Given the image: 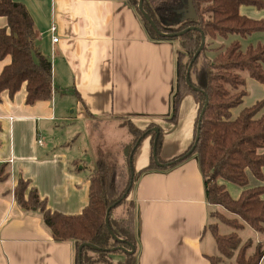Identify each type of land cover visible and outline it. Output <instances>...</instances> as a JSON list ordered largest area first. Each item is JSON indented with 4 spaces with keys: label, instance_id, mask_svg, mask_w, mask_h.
<instances>
[{
    "label": "crops",
    "instance_id": "obj_1",
    "mask_svg": "<svg viewBox=\"0 0 264 264\" xmlns=\"http://www.w3.org/2000/svg\"><path fill=\"white\" fill-rule=\"evenodd\" d=\"M18 1L33 19L41 52L51 60L53 89L49 99L33 104L25 103L24 85L12 97L1 92L0 173L6 176L0 178V264H75V241H55L39 210L16 202L18 180H29L51 210L77 214L88 202L89 175L99 155L118 153L124 163L123 146L132 139L125 120L139 128L159 126L160 158L168 160L191 143L198 105L186 94L176 122L167 119L181 47L175 38L150 37L127 0ZM239 13L264 21V7L240 5ZM5 24L0 16V27ZM233 39L245 48L264 42V31L217 37L213 45ZM9 61V55L0 60V71ZM246 89L241 106L264 99L262 83L249 77ZM111 125L124 126L128 141L107 139ZM81 134L83 144L91 148L90 159L83 154V144L76 142ZM151 150L146 136L133 155L135 172L148 165ZM260 151L264 153V147ZM89 162L91 169L84 170ZM246 174L247 188L264 184V168L261 180L249 170ZM219 182L233 199L243 190L232 182ZM128 199L134 208L136 264H212L210 258L219 255L210 225L216 221L212 214L225 210L207 202L195 155L170 168L137 174ZM122 211L113 216L121 217ZM216 222L218 230L225 225ZM232 260L222 258L217 264Z\"/></svg>",
    "mask_w": 264,
    "mask_h": 264
},
{
    "label": "trees",
    "instance_id": "obj_2",
    "mask_svg": "<svg viewBox=\"0 0 264 264\" xmlns=\"http://www.w3.org/2000/svg\"><path fill=\"white\" fill-rule=\"evenodd\" d=\"M127 1L139 13L150 37L175 38L181 47L177 52L172 112L167 119L176 122L182 97L192 95L198 108L191 143L184 152L162 160V129L156 126L158 131L155 132L151 130L154 125L139 128L125 120L124 125L132 139L123 146L124 163L119 168L113 161L99 155L89 175L88 202L79 213L64 214L51 210L29 180L22 178L14 189L16 202L27 210H39L55 241H75V264H136L134 208L128 199L134 177L147 170L173 167L193 154L203 177L207 202L223 207L231 215L215 211L212 214L215 220L235 230L246 223L256 232L264 233V184L246 187V170L258 180L263 177L264 153L260 150L264 147V99L251 106H241L247 93V78L264 85V42L248 44L245 48L238 39L224 45H213L217 37L226 38L229 34L246 36L264 31V21L239 13L240 5L262 8L264 0H191L197 17L168 25L162 23L160 17L169 16L173 9H186L188 0H142V8L156 28L172 35L158 34L140 13L138 0ZM0 16L6 19V24L0 27V60L10 56L9 63L0 71V99L2 91L6 90L12 97L22 85L26 92L25 103L49 99L53 89L51 60L38 46L37 32L29 11L21 1L0 0ZM183 30V33L176 34ZM201 33L205 36V44L193 58L200 45ZM208 49L216 50V54L207 57L205 52ZM186 54L188 59L185 63L182 58ZM190 62L189 80L197 90L186 82ZM196 135L198 140L194 145ZM146 136L150 137L155 157L162 165L154 162L151 150L148 165L135 172L133 155ZM5 176L0 173V178ZM119 176L125 177L121 185H118ZM221 179L243 187L237 199L229 195L225 185L219 182ZM118 207L123 210L119 218L113 216ZM108 208L109 229L105 223ZM216 221L210 228L219 255L210 258L212 264H217L222 258H234L237 264H258L264 254V244L258 241L253 252L245 256L250 242H242L236 231L219 233ZM81 243H90L98 249L88 246L78 249ZM116 246L127 250L133 246L134 251L111 250Z\"/></svg>",
    "mask_w": 264,
    "mask_h": 264
},
{
    "label": "rangeland",
    "instance_id": "obj_3",
    "mask_svg": "<svg viewBox=\"0 0 264 264\" xmlns=\"http://www.w3.org/2000/svg\"><path fill=\"white\" fill-rule=\"evenodd\" d=\"M185 9L182 10V9H173V12L172 14H170L169 16H162L160 17V21L164 24H176L178 21L184 19L185 17ZM215 45V44H214ZM216 46V45H215ZM180 49V48H179ZM222 49V48H221ZM216 54V50H213L212 52H209V49L205 52V55L207 57H213L214 55ZM188 59V55H184L183 58H182V62H185L187 61ZM184 64V63H183ZM189 65V64H188ZM135 124V123H133ZM112 127H110L108 130L110 131L111 134L109 135H106V138L108 139L109 137H113L114 139L115 138H119L121 139L122 141H128V139L130 138V135L129 133L127 132L126 128L124 126H120V127H116V125H111ZM119 128V129H117ZM108 130L106 131V133H109ZM95 138H99L100 139V136L97 135V133H95ZM83 138H84V135L81 134V136H78L76 138V142H78L79 144H83ZM90 142V141H89ZM88 142V143H89ZM83 147L86 148L85 152H83L84 155H86V158L88 157V159H90L91 157H93V154H92V151H91V148L89 146H87V144H83ZM123 153V151H122ZM82 156V157H85V156ZM103 155V154H102ZM103 157L113 161L118 167L120 166L121 167V160L119 158V154L118 153H114V152H111L109 154L105 153L103 155ZM86 167L84 166V170H89L91 169L92 165L91 163L89 162L88 164L86 163L85 164ZM81 166V164L78 165V167ZM119 167V168H120ZM125 180V177H120L118 178V185H121L122 182ZM216 212H219V211H216ZM224 211L223 213L224 214H228V212ZM113 213H116V214H120L121 213V209L120 207L116 208ZM227 216V215H226ZM248 225H246V227L242 228L241 230H235L238 235L240 236L242 242L244 241H249L250 242V245L247 247L246 251H245V256L246 255H249L253 252L254 250V246L256 245V243L259 241V242H262L264 244V233H259V232H255L253 229L247 227ZM234 230L233 228L227 226L226 224L225 225H222L220 228H219V232L220 233H223V232H228V231H232ZM210 230H208L209 232ZM226 261H230V260H226ZM229 264V263H228ZM231 264H237L235 262V260H232ZM248 264V263H246ZM258 264H264V258L262 257L261 260L259 261Z\"/></svg>",
    "mask_w": 264,
    "mask_h": 264
},
{
    "label": "water",
    "instance_id": "obj_4",
    "mask_svg": "<svg viewBox=\"0 0 264 264\" xmlns=\"http://www.w3.org/2000/svg\"><path fill=\"white\" fill-rule=\"evenodd\" d=\"M138 8H139V11H140V13L142 14V16H143V17L149 22V24L151 25V27H152V28H153L158 34H160V35H172V34H167V33L160 32V31L156 28L155 23L151 20V18L147 15V13H146V12L143 10V8H142V0H138ZM185 13H186V14H185L184 19H186V18H196V17H197L196 12H195V9H194V6H193V3H192L191 0H188V7L186 8ZM190 28H191V27H190ZM184 31H185V30H183V31L180 32V33H176V34H177V35H178V34H181V33H183ZM204 44H205V36H204L203 33H201V41H200V45H199L198 49L196 50V52L194 53L193 58H196V57H197V55L199 54V52H200L201 49L203 48ZM190 67H191V62L189 63V65H188V67H187V72H186V82H187V84H188L189 87H191L192 89L197 90V88H196L195 86H193V85L191 84L190 80H189V70H190ZM203 111H204V108L202 109L200 115H202ZM151 130H152V131H155V132L158 131L157 127L151 128ZM197 140H198V135L195 136V139H194V145L196 144ZM190 151H191V150H190ZM190 151H189V152H190ZM152 154H153V156H154V162H155L156 164H159L157 158L155 157L154 149H153V151H152ZM109 210H110V208H108V209L106 210V214H105V223H106V226H107L108 229H109V227H108ZM111 235H112L115 239H117L112 233H111ZM117 240H119V239H117ZM82 246H88V247H90V248H92V249H98L96 246H94V245H92V244H90V243H81V244L79 245L78 249H80ZM114 249H121V250H123V251H125V252H129V253H131V252L134 251V247H133V246H131V249H130V250H127V249H125V248H123V247H120V246H116V247H112V248H111V250H114Z\"/></svg>",
    "mask_w": 264,
    "mask_h": 264
},
{
    "label": "built area",
    "instance_id": "obj_5",
    "mask_svg": "<svg viewBox=\"0 0 264 264\" xmlns=\"http://www.w3.org/2000/svg\"><path fill=\"white\" fill-rule=\"evenodd\" d=\"M54 29H55V27L52 26V27H51V30H54ZM52 40H53V41H56V40H57V37H53ZM39 142H40V141H39Z\"/></svg>",
    "mask_w": 264,
    "mask_h": 264
}]
</instances>
